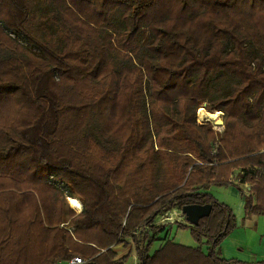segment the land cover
I'll list each match as a JSON object with an SVG mask.
<instances>
[{
	"label": "trees",
	"instance_id": "1",
	"mask_svg": "<svg viewBox=\"0 0 264 264\" xmlns=\"http://www.w3.org/2000/svg\"><path fill=\"white\" fill-rule=\"evenodd\" d=\"M212 187L264 218V0H0V264H126L128 241L139 264H253L222 258L236 216Z\"/></svg>",
	"mask_w": 264,
	"mask_h": 264
},
{
	"label": "rangeland",
	"instance_id": "2",
	"mask_svg": "<svg viewBox=\"0 0 264 264\" xmlns=\"http://www.w3.org/2000/svg\"><path fill=\"white\" fill-rule=\"evenodd\" d=\"M35 51L38 52V50H35ZM201 110L204 113H209V114L218 113V118L221 119L223 121V123H225L224 121H225V118H226V114L223 113V112H213L212 113V112H209L207 110V108H205V107H202L201 109H199V111L197 113V122L199 124H201V125H210L212 127V130H214V132L216 134H218V141L221 140L223 138V135H224L225 124H223L221 126V125L217 124L218 122L216 120H212V119H208V118H206L204 122L199 121L198 114H199V112ZM217 148H218V145L214 149L215 153H217ZM245 173H246V171L243 170V169H236L233 172L232 177L230 178V180L234 184H235V182H237V184L240 185L241 188H243L248 194H250L249 191L252 189L253 186L250 183L242 184L241 180H239L242 177H244ZM209 192H210V194H212V196L215 198V200L218 203H225L226 198L224 197L222 188H220V187H212V188H210ZM42 199L48 201L47 203L44 202L47 205L46 207H48V205L51 206V208H52L51 215L52 216H55L58 213L62 214V211H66L68 213H75L76 215L79 214L82 211V209L80 211L76 210L74 205H73L74 201L79 203V204H81L79 199H76V200L72 201V206L73 207L69 203V199H71V198H67L65 203H64V205H63V203H61L62 199L59 197V195H55V193H53V192L46 193ZM32 211L33 210L30 209L27 212V214L29 215ZM233 212H234V215L236 216V214H238V212H239V209L238 210H233ZM173 222L182 223V224L188 226V223L185 221L184 215L178 209L172 210V211L160 216L158 218V220H157V225H165L167 223H173ZM232 233H233V230L224 239L223 243L226 242L228 238H230L229 237L230 235H231V237H236V235H232ZM170 236L172 237V239L176 243H179V244H182V245H185V246H189V247H196L197 246V243L195 242V240L192 237V235H191L189 230H183V229L178 228L177 226H174L172 228V230H171ZM221 255H222V258L224 260H226V261H235V262L242 261V262L253 263V264L256 263V262L264 261V260H257L256 261L255 259H251L249 257V255H247V254L244 255L243 253H238L232 247L228 248L226 251L223 250ZM247 258L250 259V260H248ZM243 259H245V260H243ZM29 264H39V263H38V261L36 262L35 260H31L30 259Z\"/></svg>",
	"mask_w": 264,
	"mask_h": 264
},
{
	"label": "crops",
	"instance_id": "3",
	"mask_svg": "<svg viewBox=\"0 0 264 264\" xmlns=\"http://www.w3.org/2000/svg\"><path fill=\"white\" fill-rule=\"evenodd\" d=\"M235 185L241 188L237 182H235ZM222 189L224 197L226 198L224 204L229 206L232 210L239 209V212L236 214V228L232 233V235H236V237L229 236L231 239L228 238L221 246V254L223 250L226 251L228 248L232 247L238 253L249 255L251 259H255L256 261L264 260V218L261 216L246 214L244 200L239 195L236 188L225 187ZM128 242L113 247V250L116 253L115 260H120L128 256L126 264H139L133 244ZM57 264L70 263L59 262Z\"/></svg>",
	"mask_w": 264,
	"mask_h": 264
},
{
	"label": "water",
	"instance_id": "4",
	"mask_svg": "<svg viewBox=\"0 0 264 264\" xmlns=\"http://www.w3.org/2000/svg\"><path fill=\"white\" fill-rule=\"evenodd\" d=\"M223 121L219 125H223ZM212 211L211 205H187L182 208V214L185 216L189 225L198 224L199 220L210 215Z\"/></svg>",
	"mask_w": 264,
	"mask_h": 264
},
{
	"label": "bare ground",
	"instance_id": "5",
	"mask_svg": "<svg viewBox=\"0 0 264 264\" xmlns=\"http://www.w3.org/2000/svg\"><path fill=\"white\" fill-rule=\"evenodd\" d=\"M198 118L199 121L204 122L206 118L208 119H212V120H216L218 123L217 124H221L222 120L218 118V113H214V114H209V113H204L202 110L199 112L198 114ZM73 205L75 207L76 210L80 211L81 210V204L77 203V202H73Z\"/></svg>",
	"mask_w": 264,
	"mask_h": 264
},
{
	"label": "built area",
	"instance_id": "6",
	"mask_svg": "<svg viewBox=\"0 0 264 264\" xmlns=\"http://www.w3.org/2000/svg\"><path fill=\"white\" fill-rule=\"evenodd\" d=\"M84 260H82V258L79 257H75L73 258V260H71L70 264H84Z\"/></svg>",
	"mask_w": 264,
	"mask_h": 264
}]
</instances>
